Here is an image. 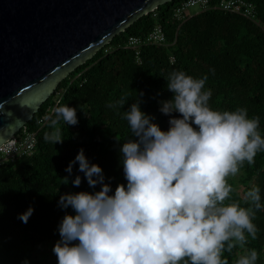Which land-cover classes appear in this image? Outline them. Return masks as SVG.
Returning a JSON list of instances; mask_svg holds the SVG:
<instances>
[{"label":"trees","instance_id":"obj_1","mask_svg":"<svg viewBox=\"0 0 264 264\" xmlns=\"http://www.w3.org/2000/svg\"><path fill=\"white\" fill-rule=\"evenodd\" d=\"M180 1L159 4L113 35L57 83L24 125L36 134L32 155L0 166V264H58L52 251L60 239L58 226L65 214H74L58 207L60 195L99 191V186L89 188L78 163L71 175L65 169L83 149L90 164L103 169L113 193L118 184L126 185L120 148L133 135L123 113L139 99L140 110L154 116L153 122L167 131L170 117L159 111V102L173 96L167 89L173 71L197 79L207 76L204 90L212 92L209 106L218 111L247 109L249 118L259 117L264 137V0H245L255 7L254 22L213 10L177 25L171 14ZM156 25L163 29L165 45L142 47L136 63L133 51L125 48L127 38L143 37ZM122 96L127 97L123 108L108 107ZM65 105L76 109L78 124L68 126L61 121L64 142L53 145L44 135L52 130L55 109ZM47 109L52 113L46 114L43 124H37ZM173 117L179 118V114ZM77 175L82 179L78 188L72 185ZM229 183L234 188L232 199L244 207L249 206L245 193L258 186L264 205V151L257 154L253 165L245 163ZM29 207L34 212L25 224L18 216ZM253 223L258 239L248 237L246 248H254L259 254L257 264H264V210L256 213ZM240 254L237 248L232 254L225 252L224 258L235 264Z\"/></svg>","mask_w":264,"mask_h":264},{"label":"clouds","instance_id":"obj_2","mask_svg":"<svg viewBox=\"0 0 264 264\" xmlns=\"http://www.w3.org/2000/svg\"><path fill=\"white\" fill-rule=\"evenodd\" d=\"M206 80L183 71L169 74L173 96L159 102V111L170 117L167 131L140 110L139 99L123 113L133 139L120 148L126 185L118 184L114 193L83 149L70 162L65 171L71 175L78 163L89 188L99 191L60 195L58 207L74 214H65L58 226L60 239L52 249L58 264H228L225 252L237 248L242 254L235 264H257L258 252L246 245L248 237L258 239L253 221L264 210L260 188L245 193L244 207L232 199L229 178L264 151L260 120L249 118L245 108L213 110ZM126 103L122 96L108 107ZM61 121L77 125L76 109H55L46 142H64ZM81 183L79 175L72 181L77 188ZM33 212L29 207L18 219L27 224Z\"/></svg>","mask_w":264,"mask_h":264},{"label":"water","instance_id":"obj_3","mask_svg":"<svg viewBox=\"0 0 264 264\" xmlns=\"http://www.w3.org/2000/svg\"><path fill=\"white\" fill-rule=\"evenodd\" d=\"M166 1L0 0V145L67 73Z\"/></svg>","mask_w":264,"mask_h":264},{"label":"built area","instance_id":"obj_4","mask_svg":"<svg viewBox=\"0 0 264 264\" xmlns=\"http://www.w3.org/2000/svg\"><path fill=\"white\" fill-rule=\"evenodd\" d=\"M193 10V11H192ZM220 11L243 17L251 22L256 20V10L251 2L245 0H182L172 9L171 20L177 25H181L193 16L208 12ZM264 31V29H262ZM166 38L162 27L156 25L143 37H128L125 48L134 53L135 62L139 63L140 49L145 46H163ZM173 59L170 58V62ZM52 110L47 109L41 116L37 124H43L46 114H51ZM36 144V134L25 128L13 134L0 145V166L5 163H14L17 159L30 157Z\"/></svg>","mask_w":264,"mask_h":264},{"label":"rangeland","instance_id":"obj_5","mask_svg":"<svg viewBox=\"0 0 264 264\" xmlns=\"http://www.w3.org/2000/svg\"><path fill=\"white\" fill-rule=\"evenodd\" d=\"M193 11V10H192Z\"/></svg>","mask_w":264,"mask_h":264}]
</instances>
